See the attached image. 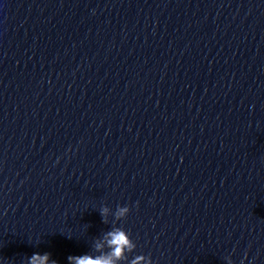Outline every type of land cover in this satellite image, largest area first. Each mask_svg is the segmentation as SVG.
<instances>
[{"label": "water", "instance_id": "water-1", "mask_svg": "<svg viewBox=\"0 0 264 264\" xmlns=\"http://www.w3.org/2000/svg\"><path fill=\"white\" fill-rule=\"evenodd\" d=\"M116 229L119 264H264V0H0V261Z\"/></svg>", "mask_w": 264, "mask_h": 264}, {"label": "clouds", "instance_id": "clouds-1", "mask_svg": "<svg viewBox=\"0 0 264 264\" xmlns=\"http://www.w3.org/2000/svg\"><path fill=\"white\" fill-rule=\"evenodd\" d=\"M130 211L131 209L129 207H122L119 210V215L121 217L127 216ZM107 235V243L111 248L109 254L97 257H92L90 255L69 257V260L72 261L73 264H119V261L122 259V254L131 251L135 245L131 242V238L128 236L127 232L122 229H116ZM48 262L49 257L47 255H36L32 258L31 264H48ZM0 264H2V261H0ZM229 264H233V262L230 261Z\"/></svg>", "mask_w": 264, "mask_h": 264}]
</instances>
